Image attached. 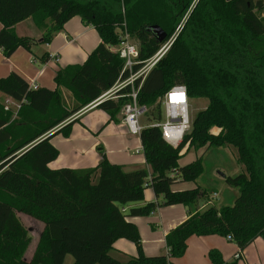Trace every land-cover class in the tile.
<instances>
[{"label":"trees","instance_id":"16d2710c","mask_svg":"<svg viewBox=\"0 0 264 264\" xmlns=\"http://www.w3.org/2000/svg\"><path fill=\"white\" fill-rule=\"evenodd\" d=\"M263 12L264 0H0V50L7 59L20 48L30 49L31 40L15 31L28 19L45 31L47 44L75 17L100 38L83 64L57 71L53 91L30 90L16 73L0 79V93L20 105L6 110L0 104V264H64L68 256L73 264H119L110 255L119 239L137 248L130 264H173L184 257L191 237L208 236L232 237L240 252L239 259L226 262L213 249L208 253L211 264H238L255 240L264 241ZM124 24L140 61L152 58L181 29L145 79L138 104L147 111L160 108L164 95L183 85L190 100H208L207 108L192 121L178 148L167 144L157 127L142 131L148 170L126 172L104 153L95 168L49 169L59 157L53 136L69 138L76 120L65 122L120 80L125 62L112 49L120 44ZM153 26L166 33L163 43L149 32ZM63 90L71 94L72 103ZM129 92L127 88L119 94ZM129 102L127 97L107 100L96 108L117 123ZM162 121L160 113L153 124ZM231 147L244 167L236 176L223 177L239 193L232 206L200 210L199 203L211 197L202 187L173 190L180 183L197 186L205 174L202 157L179 166L185 149ZM148 188L162 197L159 206L180 205L189 213L166 236L167 252L156 257L144 254L139 229L128 219L148 217L159 206L150 203L126 212V207L144 202ZM20 215L42 225L30 260L26 255L33 239Z\"/></svg>","mask_w":264,"mask_h":264},{"label":"crops","instance_id":"0c3cea01","mask_svg":"<svg viewBox=\"0 0 264 264\" xmlns=\"http://www.w3.org/2000/svg\"><path fill=\"white\" fill-rule=\"evenodd\" d=\"M76 19L80 21L81 27L78 26V28L74 27L70 29L73 21ZM24 22L19 23L15 28L16 34L19 37H24L18 33V29ZM1 29L2 26L0 25V31ZM90 31H93V33L96 32L93 27H86L83 25L79 17H75L64 26L63 31L58 33L50 44L46 45L45 48H47V50L45 51H35L32 49L34 45L43 43L45 31L39 32L38 37H35L37 39L24 37L31 40L29 50L20 48L10 59L5 58L0 50V55L5 58L1 61V70L3 72L1 75L2 78H7L11 73H16L28 83L34 81L39 88H46L52 91L55 90L56 85L53 89L49 87V84L52 79L54 80L57 71L70 65L83 64L92 51H94L100 44L99 38V43L93 50L88 49L89 46H86V49H83L82 45H78L79 41H82L83 45L89 43ZM77 48L79 52L76 56H73V50ZM45 54L48 55V59L43 58ZM51 55L58 56L59 62L57 64H60L61 61L64 63L62 66H58L57 70L53 71V74H46L44 71L50 63L53 62L49 58ZM5 66H10V70L4 71L3 68ZM6 73H9L7 77H5ZM63 95L68 103H72L73 98L68 91L63 90ZM0 104L4 107L8 106L9 108L14 109L15 103L0 93ZM97 110L102 116H98L97 118L92 117V113ZM118 119L119 122H117V124L110 122L107 114L97 108L75 117L73 120H76V123L72 126L69 138H64L62 135H55L51 139V144L58 150L59 157L48 165L49 169L78 170L95 168L101 162V155L104 153L111 164L123 166L126 172H131L139 168L148 170L145 158L133 161L121 156L122 148L126 145V142L130 139L131 135L123 124L122 116H119ZM107 126H109L107 129H111L114 133V137L112 138L113 141L103 138ZM121 132H124L126 136L122 137L120 135ZM140 148H142V146L137 147V150L135 151L136 155L141 154L142 151H139ZM216 177L217 176L214 178ZM214 181L217 182L216 179ZM192 184L193 183H180L175 185L173 190L186 191L195 189L196 187H194V185L192 186ZM144 196L145 199L143 203L132 204L126 207V212H129L131 208H140L150 203H155L158 206L162 204V197L156 196L151 188L146 189ZM206 203L207 202L204 201L199 203L200 210L205 208ZM188 217L189 213L183 206H159L156 211L148 217H130L128 221L135 224L139 229L144 254L147 257H156L167 252L165 244L166 236L172 230L184 223ZM213 249L218 250L226 262L234 261L235 255L238 253L237 245L234 242L228 241L227 238L219 236L191 237L187 241V251L184 257L181 259H173L172 263L211 264L208 258V253ZM110 255L113 259L118 261L119 264H130V260L136 258L138 252L133 243L125 239H119L116 241L114 249ZM240 263L264 264V241L261 238L255 240L246 251H244L239 264Z\"/></svg>","mask_w":264,"mask_h":264},{"label":"built area","instance_id":"2783aa9c","mask_svg":"<svg viewBox=\"0 0 264 264\" xmlns=\"http://www.w3.org/2000/svg\"><path fill=\"white\" fill-rule=\"evenodd\" d=\"M123 27L124 31L120 36V44L112 49L114 52H117L120 58L125 62L120 80L113 88L102 94L96 101L82 109L65 123L71 122L75 117L96 108L107 100H118L119 98L127 97L130 102L125 105L121 111L124 126L131 135L139 137L142 131L146 128L141 125L140 118L146 114L147 110L138 104V94L149 73L156 67L160 60L166 56L173 46L181 29L178 28L176 34L164 42L152 58L146 61H140L138 46L130 39L125 24ZM49 58L57 63L59 62L57 55H51ZM125 74L128 76L125 79H122ZM127 88H130L129 93L125 95L119 94ZM29 89L38 90L39 87L34 81H30ZM189 101L190 98L186 86L178 85L172 87L159 102L160 109L163 108V113H161L163 121L160 124L150 125L161 129L163 140L174 148L180 146L192 126ZM14 108L17 110L20 108V105L15 103ZM5 109L9 110V107L6 106ZM142 150L143 148H140L139 151ZM216 197L217 194L215 193L212 198L207 201L205 208L213 206V200ZM227 239L232 242V237H228ZM239 257L240 252L238 251L235 255V259H239Z\"/></svg>","mask_w":264,"mask_h":264},{"label":"rangeland","instance_id":"374dc122","mask_svg":"<svg viewBox=\"0 0 264 264\" xmlns=\"http://www.w3.org/2000/svg\"><path fill=\"white\" fill-rule=\"evenodd\" d=\"M262 16H264V12L262 13ZM79 24V25H77ZM78 26L81 27L80 21L76 19L73 21L71 28H78ZM96 31V30H95ZM39 32H44V30H39L37 27H35L33 21L31 19L25 21L20 28L18 29V33L21 36L24 37H29L31 39H37L35 38L36 36L38 37ZM98 34L97 32L90 31L89 33V43L86 45H83L82 41L78 42V45L81 46L83 49H86V46H89L88 49H94L98 45ZM53 41V39H52ZM85 42V41H84ZM47 43L43 42L41 44H36L32 47L33 50L38 51H45L47 48H45ZM79 52L78 48L73 50L72 55L76 56V54ZM40 53V52H38ZM5 59L2 55H0V79L2 78V63L1 61ZM53 61V60H52ZM63 61H61L60 64H57V62L53 61L50 63V65L46 68L44 71L46 74H53V71L57 70L58 66L63 65ZM4 71H9L10 66H5L3 68ZM9 73H6V76ZM50 88H55V83L54 80L52 79L50 84ZM209 102L208 100L205 99H197V100H190L189 105H190V117L191 120L193 121L196 116L199 114V112L203 111L204 109L207 108ZM10 105V104H7ZM159 106V105H158ZM163 113V108H153L152 110H148L145 115H143L140 118V123L142 126L147 127L150 126L151 124L154 123V119L157 118V116ZM92 117L97 118L98 116H102V114L97 110L92 113ZM121 116V114H120ZM115 124V123H114ZM117 124V123H116ZM109 126H107L105 129V133L103 135L104 139H110L113 141L114 133L111 131V129H107ZM119 132V131H118ZM129 133V132H128ZM130 134V133H129ZM120 135L122 137L126 136L124 132H121ZM131 135V134H130ZM140 137L139 136H134L131 135L130 139L127 140L126 145L122 148L121 156L131 159L133 161L141 160L145 158L144 152L142 150L140 155H136L135 151L137 150V147H141V142H140ZM183 156L179 161V166L180 167H185L188 164L193 163L196 161L198 158L202 157L203 158V163L205 167V174L198 180L197 186L195 184L194 187H202L203 190L208 192L211 197L217 193V197L213 200V204H215L217 207L221 206H232L235 202V199L238 197L239 193L238 190L231 189L230 187L227 186V184L224 182L223 175H229V176H236L239 173H242L241 171L244 170L243 166H240L237 163V153L236 149L231 147V148H221V149H212L209 151L205 150H200L199 152H195L193 150H190L189 152H186V149L182 152ZM241 169V170H240ZM221 173V174H220ZM217 176L216 178H214ZM217 180L215 182L214 180ZM215 192V193H213ZM20 221L30 230L31 236H32V244L29 248V251L26 255V260H30L35 248H36V243L37 239L39 236L40 231L42 230V227L39 223L33 221L32 219L20 215L19 216ZM240 262V261H239ZM73 263V258L71 256H68L65 260L64 264H72ZM239 264V263H238ZM241 264V263H240Z\"/></svg>","mask_w":264,"mask_h":264},{"label":"water","instance_id":"95a60500","mask_svg":"<svg viewBox=\"0 0 264 264\" xmlns=\"http://www.w3.org/2000/svg\"><path fill=\"white\" fill-rule=\"evenodd\" d=\"M227 2H230L232 0H226ZM149 32L156 38L158 43H163L166 39V33L158 26H153L149 28ZM221 174V173H220ZM222 177H225V175L221 174Z\"/></svg>","mask_w":264,"mask_h":264}]
</instances>
